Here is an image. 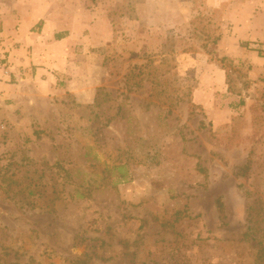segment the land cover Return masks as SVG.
<instances>
[{"label":"rangeland","instance_id":"rangeland-1","mask_svg":"<svg viewBox=\"0 0 264 264\" xmlns=\"http://www.w3.org/2000/svg\"><path fill=\"white\" fill-rule=\"evenodd\" d=\"M238 2L88 0L113 30L95 86L0 114V264H264V77L240 57L264 41H237Z\"/></svg>","mask_w":264,"mask_h":264},{"label":"crops","instance_id":"crops-1","mask_svg":"<svg viewBox=\"0 0 264 264\" xmlns=\"http://www.w3.org/2000/svg\"><path fill=\"white\" fill-rule=\"evenodd\" d=\"M237 4V41L263 42L264 0ZM112 37L109 17L88 0H0V49L12 71L0 83V114L32 95L61 100L67 92L89 91L98 79L101 48ZM240 57L251 59L253 73L264 77L258 50L241 48ZM225 72L221 66L215 74L224 79Z\"/></svg>","mask_w":264,"mask_h":264},{"label":"built area","instance_id":"built-area-1","mask_svg":"<svg viewBox=\"0 0 264 264\" xmlns=\"http://www.w3.org/2000/svg\"><path fill=\"white\" fill-rule=\"evenodd\" d=\"M12 71L9 64L8 56L5 52L0 49V83L3 82L6 78H10Z\"/></svg>","mask_w":264,"mask_h":264},{"label":"trees","instance_id":"trees-1","mask_svg":"<svg viewBox=\"0 0 264 264\" xmlns=\"http://www.w3.org/2000/svg\"><path fill=\"white\" fill-rule=\"evenodd\" d=\"M259 53H260V55H263L264 56V54H261V51ZM217 206H218L219 211L221 213H223L224 203H223V201L221 199H218Z\"/></svg>","mask_w":264,"mask_h":264}]
</instances>
